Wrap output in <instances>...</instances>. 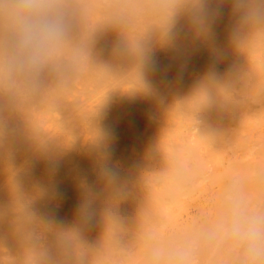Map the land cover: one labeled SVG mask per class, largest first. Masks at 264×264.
Listing matches in <instances>:
<instances>
[{
    "label": "bare ground",
    "instance_id": "obj_1",
    "mask_svg": "<svg viewBox=\"0 0 264 264\" xmlns=\"http://www.w3.org/2000/svg\"><path fill=\"white\" fill-rule=\"evenodd\" d=\"M44 2L0 0V264H264V0Z\"/></svg>",
    "mask_w": 264,
    "mask_h": 264
},
{
    "label": "rangeland",
    "instance_id": "obj_2",
    "mask_svg": "<svg viewBox=\"0 0 264 264\" xmlns=\"http://www.w3.org/2000/svg\"><path fill=\"white\" fill-rule=\"evenodd\" d=\"M44 1H45V2H46V1L48 2V1H49V2H50V0H44ZM45 2H44V3H45ZM47 2H46V3H47ZM30 4H31V3L29 2V5H28V6H30ZM27 17H28V16H27ZM21 23H22V22H20V23L18 22V24H17V28L19 29L18 32L21 31V33H19L20 36H19L18 33L16 32V30H14L13 32H11L13 28L10 27L11 29L8 31V35L11 34V33L14 34V35L11 34V36L9 35V36H10V39L13 37V38L16 40L17 36L21 37V36L23 35V33H24V31H25V28H23V25H25V24L22 23V25H21ZM25 27H26V26H25ZM17 28H16V29H17ZM22 28H23L24 31L21 30ZM26 30H27V28H26ZM22 31H23V33H22ZM10 32H11V33H10ZM16 33H17V34H16ZM26 33H27V32H26ZM21 34H22V35H21ZM24 34H25V33H24ZM15 35H16V36H15ZM25 36H26V34L24 35V37H25ZM15 37H16V38H15ZM19 37H18L17 39H19L20 41H22V40H21L22 38H19ZM14 39H13V40L11 39V40L14 41ZM19 40H16L15 42L18 43ZM3 43H4V42L0 43V46H1ZM39 60H40V59H39ZM41 60H42V59H41ZM241 209H242V208H241ZM241 211H242V210H239V212H238V216H239V213H241ZM243 213H244V211H243L240 215H241V216L244 215ZM241 216H239V217L241 218ZM243 217H244V216H243ZM260 228L262 229V227H259L258 229H257V227H256V229L258 230V235H257L256 237H258V236L262 233V232H260V230H261ZM261 231H262V230H261ZM243 239H245V238H242V240H241V238L237 240L238 242H239V240H240L241 244H243V245H241L240 243L237 242V243H238V244H237L238 246L236 245L237 249H236V251H235V253H236L237 255L235 254V255H236L235 258L239 257V259L237 258V259H235V262L233 261V263H235V264H239V263L242 264L243 261H244L243 264H245V262H246V261H245V260H246V256H244V254H241V253H242V251H247V250L249 249L246 245H250V244L248 243V242H250V241L247 242V241H245V240H243ZM246 240H247V238H246ZM235 242H236V241H235ZM243 242H244V243H243ZM246 242H247L248 244L245 245ZM251 242H252V241H251ZM221 243H222V242H221ZM221 243H220V244H221ZM252 244H253V243H252ZM210 245L214 247V246L217 245V244L212 243V244H210ZM210 245H209L208 247L210 248L211 251H213ZM240 245H241V246H240ZM242 246H243V247H242ZM244 246H245V247H244ZM250 246H251V245H250ZM250 246H249V247H250ZM196 247L198 248V246H196ZM196 247H195V248H196ZM236 247L233 246L234 249H235ZM239 247H241V248H240L241 251H240V252H239V251L237 252V250H239ZM195 248H193V249L195 250ZM197 248H196L195 251L199 253V250L197 251ZM209 248H206L207 251H209ZM233 248H231V249H233ZM244 248H246V250H245ZM247 248H248V249H247ZM130 249L132 250V248H130ZM130 249H128V250L130 251ZM193 249H192V251H194ZM243 249H244V250H243ZM143 250H144V249H142L141 251H143ZM129 251H128V252H129ZM133 251H135V250H132L131 252L127 253V254H131V256L126 254L127 257H129V258L126 257L127 259H124V257H123V258L121 259V260L124 259V262L122 261L123 263H125V262L128 261V260H130V263H131V264L134 263V261L136 262V264H142V263H140L139 261L141 260V262H142V261H143L142 259H145V258H144L145 256H146V258H147V256L149 255V254L146 255V252L143 251V252H141V254H143V255L145 254V255L141 257V254H140V252H139L140 250H139L138 252H139V257H140V258L137 260L138 256H136V255H135L136 257L134 256V254L137 253V251L134 252V253H133ZM145 251H147V250L145 249ZM186 251H187V250H186ZM186 251H185V253H186ZM195 251H194V252H195ZM232 251H234V250H232ZM125 252H126V251H125ZM125 252H124V253H125ZM188 252H189V251H188ZM194 252H192V253L194 254V255H193V254H192V255H193V258L196 257V259H194V261H193V259H192L193 262L190 261L189 264H193L194 262H195L194 264H200L201 262H202V263H205V262H203L204 260H203V261L201 260V257H202V259H205V258H206V254H205L204 256H201V257H200V256L198 255V253L195 254ZM148 253H149V252H148ZM150 253H151V252H150ZM206 253H207V252H206ZM208 253H209V254L207 255L208 257L206 258V259H207V263H206V264H208V263L211 261V260H209V259H210V257L213 256L212 254H213L214 252H210V251H209ZM233 253H234V252H233ZM199 254H200V253H199ZM215 254H216V253H215ZM215 254H214V255H215ZM132 255H133V257H132ZM137 255H138V254H137ZM184 255H185V254H184ZM190 255H191V251H190ZM195 255H197V256H195ZM200 255H201V254H200ZM211 255H212V256H211ZM216 255H217V254H216ZM239 255H240V256H239ZM245 255H246V254H245ZM150 256H151V255H149L148 258H149ZM186 256H187V255H186ZM130 257H131V258H130ZM187 257H188V256H187ZM199 257H200V258H199ZM203 257H205V258H203ZM214 257H216V256H213V258H212V262H210L209 264H215V263H213V259H214ZM132 258H133V259H132ZM135 258H136V259H135ZM190 258H192V257L190 256ZM190 258H189V259H190ZM198 258H199V259H198ZM208 258H209V259H208ZM216 258H217V257H216ZM216 258H215V259H216ZM134 259H135V260H134ZM244 259H245V260H244ZM131 260H133V261H131ZM146 260L148 261V259H146ZM197 260H200V261H199L200 263H199ZM128 262H129V261H128ZM144 262H146V261L144 260L143 263H144ZM215 262H217V261H215ZM237 262H238V263H237ZM146 263H147V262H146ZM146 263H145V264H146ZM202 263H201V264H202ZM134 264H135V263H134Z\"/></svg>",
    "mask_w": 264,
    "mask_h": 264
},
{
    "label": "clouds",
    "instance_id": "obj_3",
    "mask_svg": "<svg viewBox=\"0 0 264 264\" xmlns=\"http://www.w3.org/2000/svg\"><path fill=\"white\" fill-rule=\"evenodd\" d=\"M234 235L241 238H252L255 239L258 235V230L255 226H245L240 222H235L232 227Z\"/></svg>",
    "mask_w": 264,
    "mask_h": 264
}]
</instances>
